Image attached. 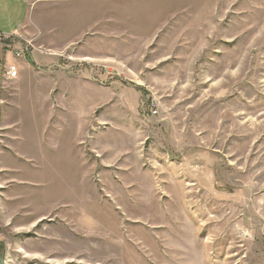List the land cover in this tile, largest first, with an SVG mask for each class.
<instances>
[{
    "label": "rangeland",
    "instance_id": "rangeland-1",
    "mask_svg": "<svg viewBox=\"0 0 264 264\" xmlns=\"http://www.w3.org/2000/svg\"><path fill=\"white\" fill-rule=\"evenodd\" d=\"M84 10L72 45L18 39L54 64L4 73L30 175L0 187L5 260L264 264V0ZM62 74L88 86L60 99Z\"/></svg>",
    "mask_w": 264,
    "mask_h": 264
},
{
    "label": "crops",
    "instance_id": "crops-1",
    "mask_svg": "<svg viewBox=\"0 0 264 264\" xmlns=\"http://www.w3.org/2000/svg\"><path fill=\"white\" fill-rule=\"evenodd\" d=\"M88 4H93V0H0V32L4 35L0 41V86H2L0 87V142L2 141L0 152L7 151L2 148L3 145L22 149L19 150L22 154L18 153L20 156L18 158L7 153L6 157L3 154L0 155V187L5 186L10 179L17 176L16 170L20 172L18 182L28 183L30 176L29 164L26 163L24 167L21 158L25 153H23V144L16 143L20 133L13 134L14 126L18 125L9 121L7 106L4 104L10 92L6 90L5 71L10 65H17L19 80L27 82L35 78L32 71L39 64L55 63L54 57L47 56L39 50L26 51V46L24 48L23 45L28 43L24 44L18 39L28 41L30 45H72L76 35L86 29L87 18L92 16V12L84 10ZM79 7L83 10H79ZM18 52H22V56L19 57ZM71 76L62 74L55 80L56 97L60 99L67 96L75 97L73 94L75 88L88 86L85 84L86 80H79L73 74ZM26 160L29 159L26 157ZM19 187L28 191V186ZM0 209L9 211V208L5 209L1 204ZM7 224L9 223H7L6 213L3 214L0 211V227ZM3 236L0 240H3ZM10 252V250L9 253L6 252V264H9L10 257L15 255L12 252L11 255Z\"/></svg>",
    "mask_w": 264,
    "mask_h": 264
},
{
    "label": "built area",
    "instance_id": "built-area-1",
    "mask_svg": "<svg viewBox=\"0 0 264 264\" xmlns=\"http://www.w3.org/2000/svg\"><path fill=\"white\" fill-rule=\"evenodd\" d=\"M4 38V35L0 32V41ZM18 56H21V53L18 52L17 53ZM19 70L18 67L16 65H10L7 70H6V74L8 77L10 78H14L17 77L19 75Z\"/></svg>",
    "mask_w": 264,
    "mask_h": 264
},
{
    "label": "water",
    "instance_id": "water-1",
    "mask_svg": "<svg viewBox=\"0 0 264 264\" xmlns=\"http://www.w3.org/2000/svg\"><path fill=\"white\" fill-rule=\"evenodd\" d=\"M0 264H6L5 256L1 249H0Z\"/></svg>",
    "mask_w": 264,
    "mask_h": 264
}]
</instances>
